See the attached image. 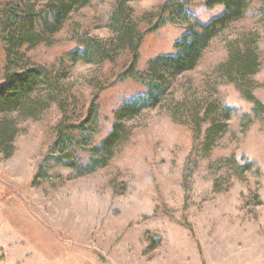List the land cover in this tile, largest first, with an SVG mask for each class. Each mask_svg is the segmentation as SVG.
Segmentation results:
<instances>
[{
  "label": "rangeland",
  "instance_id": "374dc122",
  "mask_svg": "<svg viewBox=\"0 0 264 264\" xmlns=\"http://www.w3.org/2000/svg\"><path fill=\"white\" fill-rule=\"evenodd\" d=\"M29 1L0 0V85L3 15ZM170 1L91 0L18 51L45 79L32 94L39 109L17 119L13 155L0 152V264H264V0H249L195 69L164 78L156 103L136 110L162 81L151 61L223 11L181 0L193 21L156 30ZM115 12L143 39L138 50L119 44ZM92 42L101 60L73 59ZM69 135L73 145L59 142Z\"/></svg>",
  "mask_w": 264,
  "mask_h": 264
},
{
  "label": "trees",
  "instance_id": "16d2710c",
  "mask_svg": "<svg viewBox=\"0 0 264 264\" xmlns=\"http://www.w3.org/2000/svg\"><path fill=\"white\" fill-rule=\"evenodd\" d=\"M31 1L22 11L17 10V8L6 11L3 15V23H1L2 38L7 51L5 82L0 85V152L6 157L12 156L14 152V143L18 133V117L28 113L35 114L39 109V105H41L38 103L37 98L32 97V94L42 83V80L45 79L43 71L39 68L20 67L21 55L18 51L23 47H32L38 42L40 43L49 31L53 32L74 8L85 7L91 2V0H47V9L44 11L46 14L43 15L44 12L37 13L35 11ZM185 2L173 0L167 3L163 8V16L168 14V17L158 23L156 30L165 26L168 22H175L179 19L192 22V16L188 12ZM206 6L208 9L221 7L223 11L214 17L208 25L203 26L198 23L191 25L187 34L174 45V54L162 55L151 61L149 65L151 75L160 76L162 81L153 91L136 99L132 108L141 110L149 104H155V100L162 94L164 78L195 69L210 41L231 24L243 19L247 14L250 3L249 0H208ZM123 16H119L116 12L110 16L112 29L117 34L119 44L123 46L131 45V47L137 45L135 47L138 50L143 39L139 36L138 39L134 38L135 31L123 19ZM135 40H137V44ZM105 54L104 48L92 42L85 44L83 49L76 50L72 57L73 59L92 62L95 59L101 60ZM243 60L245 58L242 57L234 65V68L241 74L247 71V64ZM135 64L127 72L128 79H138ZM130 106L126 104L122 106L117 113L119 119L132 109ZM116 128L102 142L101 150L103 149L106 152L113 147L117 137ZM215 130L216 127L212 126L209 131V138H213ZM73 141L74 138L69 135L62 136L59 142H62L64 146H71L74 144Z\"/></svg>",
  "mask_w": 264,
  "mask_h": 264
}]
</instances>
